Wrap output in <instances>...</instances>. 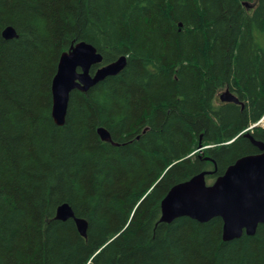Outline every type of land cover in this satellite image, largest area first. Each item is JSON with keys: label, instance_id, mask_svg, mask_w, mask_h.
Returning a JSON list of instances; mask_svg holds the SVG:
<instances>
[{"label": "trees", "instance_id": "1", "mask_svg": "<svg viewBox=\"0 0 264 264\" xmlns=\"http://www.w3.org/2000/svg\"><path fill=\"white\" fill-rule=\"evenodd\" d=\"M247 1L0 0V264H264V225L224 242L220 218L161 222L174 186L264 143V0ZM81 42L103 56L92 73L127 66L74 91L60 127L52 82Z\"/></svg>", "mask_w": 264, "mask_h": 264}, {"label": "water", "instance_id": "2", "mask_svg": "<svg viewBox=\"0 0 264 264\" xmlns=\"http://www.w3.org/2000/svg\"><path fill=\"white\" fill-rule=\"evenodd\" d=\"M3 35L8 39L16 37L11 29L5 30ZM100 61L97 50L87 43L78 44L71 53L62 56L52 87V114L57 124L65 123L70 95L75 89L88 92L103 79L118 75L126 66L120 60L100 70L92 79L89 70ZM220 96L223 102L239 104L238 98L229 90ZM99 135L105 141H112L110 133L104 129L99 130ZM253 143L259 153L240 158L212 185L206 182V176L212 173L203 172L174 186L161 204L162 221L172 223L188 217L208 223L220 218L224 242L239 239L243 231L255 235L258 227L264 225V143ZM57 215L62 221L73 220L81 235L86 236L88 224L84 219L76 218L72 208L63 205L58 208Z\"/></svg>", "mask_w": 264, "mask_h": 264}, {"label": "bare ground", "instance_id": "3", "mask_svg": "<svg viewBox=\"0 0 264 264\" xmlns=\"http://www.w3.org/2000/svg\"><path fill=\"white\" fill-rule=\"evenodd\" d=\"M248 1H249V0H248ZM248 1H247V2H248ZM248 3H249V2H248ZM250 3H251V1H250ZM8 29H11V30H14V31H15L16 37H15L14 39H17V38L19 37V35L17 34V32H16V30L13 28V26H12V27L9 26V27L6 28L5 30H8ZM5 30H4V31H5ZM3 33H4V32H3ZM3 37H4L6 40H13V39H8V38H6L4 35H3ZM81 43H86V42H81ZM81 43H78V44H81ZM78 44H76V45L73 44V46L71 47V49H70L68 52H65V53H63V54L61 55V58H62V56H63L64 54H69V53H71L72 48L76 47ZM87 44H89V43H87ZM90 45H91V44H90ZM92 46H93V45H92ZM93 47H94V46H93ZM94 48H95V47H94ZM95 49H96V48H95ZM96 50H97V49H96ZM97 54L100 55V57H101V61H100L99 63H97V64H94V65L90 68V70H89V76H90L92 79H95V77L97 76V73H98L100 70H102V69H104V68H106V67H108V66H110V65H112V64H115V63L119 62L120 60L123 61V62H125V63H126V66H127V58H126V57H121V58H119L117 61H114V62H112V63H110V64H108V65H105V66H103V67H100V68H98V69L95 71V73H92V69H93V67H94V66H97V65H99V64H102V62H103V56H102L101 53L98 52V50H97ZM61 58H60V60H59V64H58V68H57V72H56L55 77H56L57 74H58V70H59V65H60V62H61ZM126 66H125V67H126ZM124 69H125V68H124ZM124 69H123V70H124ZM121 72H122V71H121ZM121 72H120V73H121ZM120 73H119V74H120ZM119 74H118V75H119ZM175 75H176V74H175ZM115 76H117V75L109 76V77H115ZM55 77H54V79H55ZM107 78H108V77H107ZM107 78H106V79H107ZM54 79H53V82H52V87H53V84H54ZM106 79H103L101 82H103V81L106 80ZM101 82H100V83H101ZM98 84H99V83H98ZM98 84H97V85H98ZM95 86H96V85H95ZM227 90H229V89H227ZM227 90H225V91H227ZM74 91H77V89H75ZM74 91H73V92H74ZM78 91H80V90H78ZM225 91H224V92H225ZM229 91H230V90H229ZM73 92H72V93H73ZM80 92H83V91H80ZM224 92H222V93H224ZM230 92H231V91H230ZM85 93H86V92H85ZM222 93H221V94H222ZM231 93H232V92H231ZM232 94H233V93H232ZM233 95H234V94H233ZM234 96H235L236 98H238L236 95H234ZM220 97H221V96H220ZM70 98H71V95H70ZM220 100H221V99H220ZM238 100H239V98H238ZM69 102H70V100H69ZM222 102H223V101H222ZM224 103H229V102H224ZM234 104H236V103H234ZM239 104L242 106V103L240 102V100H239ZM239 104H238V105H239ZM68 107H69V104H68ZM52 113H53V107H52ZM66 116H67V115H66ZM263 116H264V115H263ZM52 118H53V114H52ZM261 118H262V117H261ZM263 119H264V118H263ZM53 120H54V119H53ZM54 122H55V121H54ZM65 122H66V121H65ZM55 124H56L57 126H60V127H62V126L65 125V123H64L63 125H59V124H57L56 122H55ZM101 129H104V128H99V129H98V135H99V130H101ZM104 130H106V129H104ZM250 130H251V129H250ZM106 131H107V130H106ZM248 131H249V130H248ZM246 132H247V131H246ZM252 132H253V131H252ZM246 134H247V133H246ZM248 134H249V133H248ZM246 136H247V135H246ZM99 137H100V135H99ZM100 138H101V137H100ZM111 139H112V137H111ZM101 140L104 141V142H112V141H105V140H103L102 138H101ZM252 141H255V140L252 138ZM114 145H115V146H118V144H115V143H114ZM197 145H198V144H197ZM212 147H213V146H212ZM118 148H119V146H118ZM213 148H214V147H213ZM200 150H201V149H200ZM183 164H184V163H183ZM201 171H202V170H201ZM189 174H190V173H189ZM193 175H194V174H193ZM170 191H171V190H170ZM170 191L168 192V194L170 193ZM168 194H167V195H168ZM63 205H64V206L67 205L68 207L72 208L69 204H63ZM63 205H61V206H63ZM61 206H60V207H61ZM60 207H59V208H60ZM53 209H54V208H53ZM55 209H56V208H55ZM57 210H58V209H57ZM73 212H74V210H73ZM74 214H75V212H74ZM57 216H58V215H57ZM57 216H56V220H59ZM162 216H163V213H162ZM75 217L78 218V217L76 216V214H75ZM182 218H183V217H182ZM79 219H82V218H79ZM178 219H179V218H178ZM84 220H85V219H84ZM176 220H177V219H176ZM60 221H62V220H60ZM68 221H69V220H68ZM85 221H86L87 224H88V221H87V220H85ZM174 221H175V220H174ZM174 221H173V222H174ZM63 222H67V221H63ZM161 222H162V223H165V222L162 221V217H161ZM75 224H76V223H75ZM168 224H170V223H168ZM76 226H77V225H76ZM88 226H89V225H88ZM77 228H78V227H77ZM87 231H88V229H87ZM244 234L247 235L246 231H243V235H244ZM243 235H242L240 238H242ZM247 236H250V235H247ZM253 236H254V235H253ZM85 237H87V234H86ZM250 237H252V236H250ZM240 238H239V239H240Z\"/></svg>", "mask_w": 264, "mask_h": 264}, {"label": "rangeland", "instance_id": "4", "mask_svg": "<svg viewBox=\"0 0 264 264\" xmlns=\"http://www.w3.org/2000/svg\"><path fill=\"white\" fill-rule=\"evenodd\" d=\"M258 126H260V127H264V120H262V121L258 124ZM252 128H254V126H253Z\"/></svg>", "mask_w": 264, "mask_h": 264}]
</instances>
